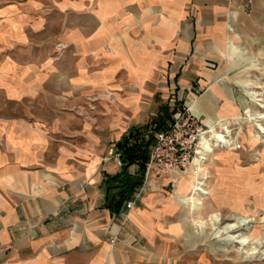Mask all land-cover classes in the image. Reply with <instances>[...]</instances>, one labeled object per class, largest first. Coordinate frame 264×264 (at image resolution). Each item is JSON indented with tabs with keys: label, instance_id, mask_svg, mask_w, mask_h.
<instances>
[{
	"label": "crops",
	"instance_id": "obj_1",
	"mask_svg": "<svg viewBox=\"0 0 264 264\" xmlns=\"http://www.w3.org/2000/svg\"><path fill=\"white\" fill-rule=\"evenodd\" d=\"M231 39L264 61V0H0V264H204L174 193L153 179L121 226L107 180L124 134L172 110L162 90L178 75L204 90L192 110L220 124L234 96L216 59L262 69L240 70Z\"/></svg>",
	"mask_w": 264,
	"mask_h": 264
},
{
	"label": "rangeland",
	"instance_id": "obj_2",
	"mask_svg": "<svg viewBox=\"0 0 264 264\" xmlns=\"http://www.w3.org/2000/svg\"><path fill=\"white\" fill-rule=\"evenodd\" d=\"M239 44L245 47L242 42ZM248 53L259 58L262 69L251 72H228L226 70L228 58L216 59L217 68L215 67V69L219 67L217 71H219L220 77L224 76L228 84L231 85L230 90L234 99L230 112H227L226 115H218L216 121L220 124L212 128L230 138L231 143L215 145L207 155L202 165L203 169L198 170V176L204 180L203 187L207 192L200 194L202 203L199 210L193 212L195 216L193 217L186 201V197L190 193L189 183L194 178L192 165H189L184 173L170 172L157 179L162 192L174 193L178 201L188 208L189 214L183 218L184 242L189 247L202 246L208 252L209 256L206 255L203 259L205 260L204 264H264V135L262 134L263 141L254 139L252 133L256 130L253 128V121L249 120L245 113L248 107L252 111L264 112V109L262 110L251 102L246 94L252 90L264 92V88L242 89L233 84V80L236 78L253 82L258 77V81L264 84V61L260 60L259 54L250 51ZM248 60L242 58L245 65L243 64L239 68L240 70L251 65L250 62H247ZM178 76L175 82H172L167 89L162 90V101L172 108L173 113L176 110L185 111V116H197L201 122L205 123V116L196 115L190 110L191 102L204 90L195 85L191 88L190 84L186 87L181 80L178 85L176 83ZM262 98H264V94ZM262 123L264 126V120ZM226 127L230 130L229 136ZM172 173L177 180L168 183L166 176H170ZM182 179L184 183L181 181ZM151 186L152 182L149 187L144 189L143 194ZM210 214H218L222 218L221 221L214 226L210 220ZM198 218L203 220V225L196 222ZM238 221L246 223L243 226L242 235H245L247 246L238 243L230 244L228 241L225 226L227 223H237Z\"/></svg>",
	"mask_w": 264,
	"mask_h": 264
},
{
	"label": "built area",
	"instance_id": "obj_3",
	"mask_svg": "<svg viewBox=\"0 0 264 264\" xmlns=\"http://www.w3.org/2000/svg\"><path fill=\"white\" fill-rule=\"evenodd\" d=\"M64 45H56V54L62 55ZM204 127H206L204 129ZM210 130V126L201 122L197 116H185V111L176 110L172 114V119L162 127L151 125L144 132V138L152 136L153 142L150 146L149 157L144 166L143 182L137 189L135 197L125 201L118 214L121 226L126 224L128 214L135 206L136 201L142 196L144 189L149 187L153 179H160L170 172H186L187 167L191 165L193 158L203 148L202 135ZM133 142V141H132ZM211 148L215 143L210 140ZM219 144H223L220 142ZM117 163L122 166L120 153H116ZM132 237V236H131ZM120 240L119 234L109 235L111 245H115ZM136 238H131V243Z\"/></svg>",
	"mask_w": 264,
	"mask_h": 264
},
{
	"label": "bare ground",
	"instance_id": "obj_4",
	"mask_svg": "<svg viewBox=\"0 0 264 264\" xmlns=\"http://www.w3.org/2000/svg\"><path fill=\"white\" fill-rule=\"evenodd\" d=\"M228 26H229V28L232 29V25L229 24ZM234 35L236 36V38H238L237 34H234ZM232 42H234V44L236 43L238 45V47L240 48L239 49V54H241L243 56V58L249 59L252 62L254 68L260 69V63H259V59L258 58L247 54V50L244 47H242L241 44H239L235 40H232V39L229 40L230 44ZM258 79H259V77L256 78L253 82H250L251 80H247L246 81V79H245L243 82L245 84H247V85H254L253 87L258 89V88H261V85L259 84ZM241 84H243V83H241ZM246 94H247V96L250 98V100L253 103L258 105L259 108H261L262 110L264 109V98H262L264 92L259 91V90H252L250 92H246ZM194 101H195V99L190 104V110L192 112H194L192 110V105H193ZM245 113L247 115V118L249 120L253 121V125H254L253 128L256 130V131H254L252 133V136L256 140L260 139L261 141H263L262 134L264 135V126H263L262 121L264 120V112H262V111H252L248 107L245 110ZM196 115H198V114H196ZM205 124H206V122H205ZM212 127L213 126H210V130L207 132V135L206 134L202 135V139H201L202 143L201 144H202L203 148L199 151V153L193 158V161L191 162V165H192V167L194 169V171H193L194 178L189 183L190 184V193L186 197V201H187L188 207H189V209H190V211L192 213L193 212H197L199 210V208H200V205L202 203V200H201L202 197L200 196V194L207 192L205 190V188L203 187L204 183H205L204 180L200 179L199 176H198V172H199L198 170L203 169L202 165H203L205 159L207 158V155L213 150V149H210L211 148L210 140L213 141L215 143V145H218L220 142H222L225 145H228V144L231 143L230 142V140H231L230 138L225 137V135H222L220 132H218L217 130H215ZM229 131L230 130L227 128L226 132H227L228 136H229ZM221 219L222 218H220L218 216V214H210V220L212 221V224L214 226L216 224H218L221 221ZM196 222H198L199 225H203V220H201L199 218L197 219ZM245 224L246 223L239 222V221L237 223H227V225L225 226V230H226V233L228 234V241H230V244L238 243V244H240L242 246L243 245L247 246L246 243H245V235H242V230L244 229L243 226ZM258 233H260V231Z\"/></svg>",
	"mask_w": 264,
	"mask_h": 264
},
{
	"label": "trees",
	"instance_id": "obj_5",
	"mask_svg": "<svg viewBox=\"0 0 264 264\" xmlns=\"http://www.w3.org/2000/svg\"><path fill=\"white\" fill-rule=\"evenodd\" d=\"M160 111L161 114L152 118L146 125L126 132L118 143V152L122 161L121 170L117 175L108 177L107 180L115 183L113 188L119 189L117 195H111L108 201V206L115 214L121 210L130 192L141 185L142 179L131 176L128 167L137 164L140 171L144 170L149 157L150 146L153 142L152 136L148 139L144 138V132L153 124L156 127H162L172 119L173 110H170L168 106H161Z\"/></svg>",
	"mask_w": 264,
	"mask_h": 264
}]
</instances>
